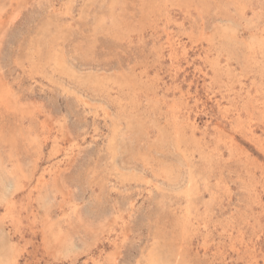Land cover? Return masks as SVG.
<instances>
[{
  "label": "rangeland",
  "instance_id": "rangeland-1",
  "mask_svg": "<svg viewBox=\"0 0 264 264\" xmlns=\"http://www.w3.org/2000/svg\"><path fill=\"white\" fill-rule=\"evenodd\" d=\"M0 264H264V0H0Z\"/></svg>",
  "mask_w": 264,
  "mask_h": 264
},
{
  "label": "bare ground",
  "instance_id": "bare-ground-1",
  "mask_svg": "<svg viewBox=\"0 0 264 264\" xmlns=\"http://www.w3.org/2000/svg\"><path fill=\"white\" fill-rule=\"evenodd\" d=\"M58 62V61H57Z\"/></svg>",
  "mask_w": 264,
  "mask_h": 264
}]
</instances>
